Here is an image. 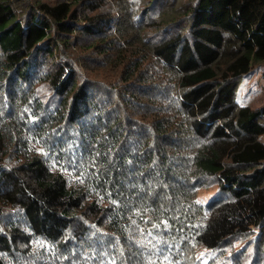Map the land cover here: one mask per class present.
Wrapping results in <instances>:
<instances>
[{
	"label": "trees",
	"instance_id": "trees-1",
	"mask_svg": "<svg viewBox=\"0 0 264 264\" xmlns=\"http://www.w3.org/2000/svg\"><path fill=\"white\" fill-rule=\"evenodd\" d=\"M109 1L0 0V80L43 74L57 99L44 127L14 102L0 118V264L35 253L38 238L56 264H205L198 249L219 252L264 223V105L236 102L242 78L264 67V0H196L184 14L188 32L154 20L163 32L154 41L142 26L123 68L93 70L114 65L105 76L125 79L126 90L132 80L148 86L139 81L156 63L172 85L100 101L98 83L62 53L79 32L95 37L88 48L107 41L123 17ZM28 129L56 156L35 150ZM208 180L218 190L203 202Z\"/></svg>",
	"mask_w": 264,
	"mask_h": 264
},
{
	"label": "rangeland",
	"instance_id": "rangeland-1",
	"mask_svg": "<svg viewBox=\"0 0 264 264\" xmlns=\"http://www.w3.org/2000/svg\"><path fill=\"white\" fill-rule=\"evenodd\" d=\"M30 1L34 2L36 0ZM121 1L122 2L110 0L106 5V8L113 10L117 17H123L116 20L113 27L108 28L107 32L103 35V37L107 38V41L102 43L103 45H101V42H98L97 44H100L99 47L88 48V45L95 37H88L79 32L78 44L73 45L71 49L72 54L62 53L63 56L70 55L78 65L83 66L81 70L85 78L87 77L95 80V82L98 83L96 92L100 93L98 94L100 96L98 97L100 101L101 99L107 101L113 98L116 99L120 94L124 95L123 97L125 99L122 100L126 101L129 100L130 97L135 96L131 90L140 93L139 89L146 87L144 92L150 91V94H154L157 88H167L172 85V72L165 71L163 66L156 63L150 64V67L146 68L150 73L149 79L151 80L147 82L139 81L141 84L148 86L142 87L138 85L139 83L136 80H132L127 84L128 88L126 90L123 85L125 84V79L121 81L118 77L117 80L113 72L105 76L107 72L114 68V65L105 68L104 73L100 76L95 73L93 68L98 66L99 69L111 63L119 64L121 61L124 63L122 62L117 67L123 68L125 63L128 62V57L130 56L129 50H136V46H141V44H139L141 39L138 38V34L142 26H145L146 32L144 34L147 36L148 40L154 41L162 37L161 34L163 32L158 31V29H153L154 27L150 25L154 20L160 21L162 18H165V25H179L180 29L185 28L186 32H188V27H184L183 25L185 22L184 14H186L188 8L194 4L196 0H127L128 3L123 0ZM122 11L123 13H121ZM119 14L122 15L119 16ZM118 28H122V30L120 29L119 31ZM167 28H169V26H167ZM103 49H107L106 52L109 54L107 57L102 54ZM125 49L128 52H126ZM111 56H113L114 59H110ZM141 56L140 54L137 55V57ZM222 66H224V63H222ZM263 71V66L256 65L242 78L236 91V102L238 105H247L252 108H258L264 105ZM1 77H3V75H1L0 78ZM4 81L0 80V118L10 109V102H14L19 110L21 107H26L23 109V112L27 110V113L21 114L26 121L36 122L40 124L41 127H44L45 123L42 121L43 111L46 107H50V109L54 108L57 99L54 97V92L46 82L43 74L36 77L33 76L28 83H25V81L21 79L17 81L16 79L9 80L7 78L4 79ZM103 85L110 88L111 94L104 90L105 87ZM13 108L15 110V107ZM130 124L132 125L130 128L136 129L133 123ZM40 132L39 129L34 132L28 129L26 135L29 142L32 138L34 139L32 146L35 150L40 151L46 158H53L56 156L57 151L52 149L54 145H51V142L46 140ZM259 139L264 142V134L260 135ZM45 146H47V150ZM17 150L18 148H15V151ZM15 151L12 152V158L9 159V163L17 161V153ZM216 190H218V186L214 183V180H211L206 187L199 189L198 199L207 202L214 195ZM6 212L12 217L18 213V210L8 207ZM16 218L19 217H14L12 220ZM42 240L44 239L38 238L35 240L34 247L36 252L32 255L5 256V261L8 264H14L18 258L23 256L20 258L18 264H56L52 262V258L45 257L46 253L44 250L50 252L51 249L48 246H44V243L39 244ZM53 253L54 251L50 254ZM201 253L203 254L202 257L205 264H264V223L260 227H254L248 233L234 238L227 248H223L219 252L198 249V254ZM209 260H211V263L208 262Z\"/></svg>",
	"mask_w": 264,
	"mask_h": 264
}]
</instances>
